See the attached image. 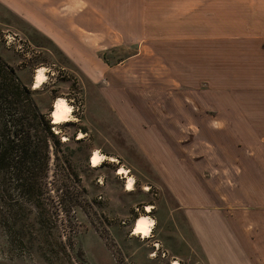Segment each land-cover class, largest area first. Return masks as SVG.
I'll return each instance as SVG.
<instances>
[{"label": "rangeland", "instance_id": "1", "mask_svg": "<svg viewBox=\"0 0 264 264\" xmlns=\"http://www.w3.org/2000/svg\"><path fill=\"white\" fill-rule=\"evenodd\" d=\"M130 1L102 4L108 25L99 42L79 36L77 19L60 11L78 5L82 21L97 25L85 2L0 0V73L12 70L29 88L14 90L0 112V147L12 118L11 135L22 124L42 150L0 167V264H264V177L243 175L241 163L264 167V129L238 123L246 108L264 120V0L186 4H202L196 12L178 0L144 3V20L131 14L141 2ZM23 15L46 20L76 58ZM41 66L47 79L34 88ZM60 96L71 119L53 123ZM94 150L107 155L98 165ZM119 166L134 176L133 189ZM20 176L35 180L34 192ZM148 204L154 226L144 238L132 231ZM213 229L225 234L213 238Z\"/></svg>", "mask_w": 264, "mask_h": 264}, {"label": "crops", "instance_id": "2", "mask_svg": "<svg viewBox=\"0 0 264 264\" xmlns=\"http://www.w3.org/2000/svg\"><path fill=\"white\" fill-rule=\"evenodd\" d=\"M78 1H79V3H80V1H82V2H85V3L88 4L87 11L92 13L94 17L98 18L97 25H94L93 23L92 24L91 23H84L82 21L80 16L74 12V11H76L78 13V11H79L78 5H76L74 7L75 10L74 11L72 10V12H69L68 10H66L65 6H63L60 9V11H62L65 14L67 13L66 15H71L73 17V19L74 18L77 19L75 22H77V24L81 28L84 29V32H82V31L77 29L79 31V36L84 35L85 39H87L89 41H90L91 38H94L95 40L98 39L99 42H101V39H104L106 37L105 35H106L107 25H108V23H107V18L108 17L106 16L105 7L102 5V4H105L107 2V0H78ZM169 1L170 2H174L175 0H138V2H141L140 11L142 13L138 12V14H136L137 12L131 11L132 17L133 18H138L140 20L142 18L144 20L145 17L149 18L151 16V11H150L149 7H146V9L144 10V8H143V4L144 3H147V4H149V3H169ZM178 1L179 2L183 1L184 2V6H183L184 9H189L190 12H196V11H198L199 9H201L203 7L202 4H197V5H194V6H190L189 8H185L187 3H191V2L199 3L200 0H178ZM130 2H131V6L133 7V2H135V0H131ZM170 5H171V3L169 4V6ZM180 6H182V5H180ZM165 7L166 6H164V12H165ZM83 8H84V6H83ZM209 9H213V8L209 7ZM23 17L27 21H29L30 23H32V21H34V23H35L34 25H35L36 29H38L41 33H43L44 35L50 37L52 40L55 39L56 32L54 30H52V28L49 25L46 24L47 23L46 20L42 21L41 17H39V16L23 15ZM58 35H59V33H58ZM56 40L58 41L59 44L62 45L63 38L56 37ZM63 48H64L65 52H67L68 54L73 55L76 58V54L73 51V47L71 45L68 44L67 46H63ZM262 51L264 52V47H262ZM106 62L110 64V62H108V61H106ZM263 68H264V66H263ZM174 73L179 75L175 71H174ZM258 77L260 78L261 82L262 81L264 82V72L262 73V75H259ZM246 110H244V114H241L243 117L239 118V122H238V123L241 124L242 128L244 130H246V129H253V127L255 129L256 128L260 129L259 127H263V129H264V120L261 121L260 118H259L258 123L254 122V121H256L254 116L255 115H261L260 112L249 111V108H246ZM153 159L155 160V162L157 161L156 158H153ZM157 159H160V158H157ZM163 159H169L170 162H173L172 158H163ZM241 163L247 169V170L243 171V175L246 174L247 176H249L250 179L253 178V177L255 179L256 175H253V174L258 172V176L257 177H264V167H262V165H258V162L256 164H253L250 160H248L247 158H244V161L241 162ZM250 173H253V174H250ZM262 184L264 185V183H262ZM241 187H243L245 190H248L250 188V185H248V184L246 185V184L243 183V184H241ZM251 193H253V192H251ZM257 193L258 194H263L261 191H258ZM230 231H231L230 234L227 235V239H228L229 243L232 242L235 245L233 247L234 248V252H237L235 247L239 249L240 245L237 244L238 243V239L236 238V233L234 232V230H230ZM240 231H242V230L239 229L238 232H240ZM199 232L201 233V237H202L203 232H204L203 231V227H201V231H199ZM219 232L222 233L223 231L219 230ZM219 232H217V230H214V229L209 231V233L212 234L213 238H214V235L215 236L216 235L217 236H221V234ZM223 233L225 234V232H223ZM204 236L206 237V234H204ZM229 236H232V237H229ZM212 243L216 244V241H213ZM202 244L205 245L207 243H206V241L203 240ZM233 255L238 256L237 254H233Z\"/></svg>", "mask_w": 264, "mask_h": 264}, {"label": "trees", "instance_id": "3", "mask_svg": "<svg viewBox=\"0 0 264 264\" xmlns=\"http://www.w3.org/2000/svg\"><path fill=\"white\" fill-rule=\"evenodd\" d=\"M2 72H3V68H2ZM9 72V71H8ZM11 74V77H10ZM12 70H10L9 72V77L3 78L2 74L0 73V112L5 114L6 111V103L8 104V106L10 107V103L12 102L11 98L13 95H17L14 93V90L18 91V94L21 95L20 93L24 90H26L28 92L29 88L20 85L19 82H16V78L14 76H12ZM11 117V116H10ZM36 117L40 119L41 123L44 125V130H46L47 132L51 133L52 132V125L49 122V119L46 118V114L43 112H36ZM5 126H3V136H4V144L2 147H0V167H2V169L4 168H8L11 167L13 165H15L14 163H17V165L20 164V161L25 164L27 161H30V158H37L38 157V151L40 147L38 144L34 143L35 142V138H32V134L25 133L22 134V124H20L18 122V124H20V128L17 129L16 131H13L20 134L22 136V141L19 142V140L17 141L15 137V135L12 137L11 135V127H9V125L7 123H12L11 121L12 118H7L5 119ZM11 125V124H10ZM18 131V132H17ZM38 133H36L37 135ZM52 135L55 138V142L56 144L59 145V147L62 145V141L59 135L54 134L52 132ZM44 140L46 141V137L44 138ZM2 145V144H1ZM42 151V150H41ZM40 151V152H41ZM57 157L59 158V154H57ZM22 158V159H21ZM23 177V176H22ZM20 176V178L18 179H22V183H20L22 185V188L24 189V192L29 193V192H34V188H35V180H33L32 177L28 176L26 178H22ZM17 179V181H18Z\"/></svg>", "mask_w": 264, "mask_h": 264}, {"label": "bare ground", "instance_id": "4", "mask_svg": "<svg viewBox=\"0 0 264 264\" xmlns=\"http://www.w3.org/2000/svg\"><path fill=\"white\" fill-rule=\"evenodd\" d=\"M35 86L34 88L40 87L47 79L46 67H38L35 73ZM73 111L72 104L65 97H57L54 102L53 110L51 111V117L53 123H59L62 121H68L71 119ZM83 132H80V136ZM64 138H67L66 136ZM110 159L115 160L116 157L109 156ZM107 158V155L99 150H94L90 156V161L93 165H98ZM117 173L124 174L127 177L125 189L128 191L134 188V176L129 173V169L124 166H119ZM146 213L138 216L133 225V234H141L144 238L149 237L153 230L154 220L150 216L152 211V205H146ZM146 233V234H145ZM174 264H179L177 261Z\"/></svg>", "mask_w": 264, "mask_h": 264}, {"label": "snow or ice", "instance_id": "5", "mask_svg": "<svg viewBox=\"0 0 264 264\" xmlns=\"http://www.w3.org/2000/svg\"><path fill=\"white\" fill-rule=\"evenodd\" d=\"M146 234V233H145Z\"/></svg>", "mask_w": 264, "mask_h": 264}]
</instances>
